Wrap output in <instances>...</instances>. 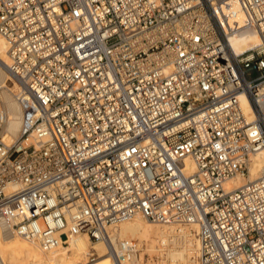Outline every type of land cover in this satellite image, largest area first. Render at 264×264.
<instances>
[{
  "label": "built area",
  "instance_id": "1",
  "mask_svg": "<svg viewBox=\"0 0 264 264\" xmlns=\"http://www.w3.org/2000/svg\"><path fill=\"white\" fill-rule=\"evenodd\" d=\"M0 37L22 109L6 144L0 107V239L145 264L117 236L140 216L188 228L195 264H264V167L225 187L264 150V0H0Z\"/></svg>",
  "mask_w": 264,
  "mask_h": 264
},
{
  "label": "bare ground",
  "instance_id": "2",
  "mask_svg": "<svg viewBox=\"0 0 264 264\" xmlns=\"http://www.w3.org/2000/svg\"><path fill=\"white\" fill-rule=\"evenodd\" d=\"M228 44L236 54L260 46L259 34L254 30L242 29L228 37ZM8 45L0 37V107L5 115L3 139L6 144L17 136L22 120V109L15 95L18 85L11 78L6 65ZM247 111V102L241 99ZM264 167V150L254 156L249 167V176H237L229 180L225 187L234 189L247 181L258 178ZM189 171L193 169L188 163ZM117 236L122 240L138 241L142 254L155 255L160 259L147 260L145 264H195L197 242L188 228L179 225H158L135 216L120 224ZM117 255L122 253L115 246ZM94 258L88 260L89 256ZM0 257L4 264H118L110 250L102 242H93L85 234L73 236L66 242L47 251L34 242L17 236L0 239ZM192 258V259H191Z\"/></svg>",
  "mask_w": 264,
  "mask_h": 264
},
{
  "label": "rangeland",
  "instance_id": "3",
  "mask_svg": "<svg viewBox=\"0 0 264 264\" xmlns=\"http://www.w3.org/2000/svg\"><path fill=\"white\" fill-rule=\"evenodd\" d=\"M192 259V258H191Z\"/></svg>",
  "mask_w": 264,
  "mask_h": 264
}]
</instances>
